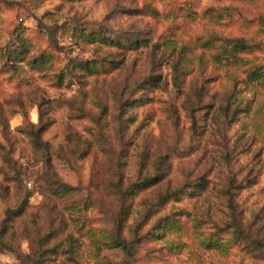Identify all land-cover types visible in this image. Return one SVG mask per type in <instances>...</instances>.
<instances>
[{
	"label": "rangeland",
	"instance_id": "374dc122",
	"mask_svg": "<svg viewBox=\"0 0 264 264\" xmlns=\"http://www.w3.org/2000/svg\"><path fill=\"white\" fill-rule=\"evenodd\" d=\"M258 63L264 0H0V264H264Z\"/></svg>",
	"mask_w": 264,
	"mask_h": 264
},
{
	"label": "trees",
	"instance_id": "16d2710c",
	"mask_svg": "<svg viewBox=\"0 0 264 264\" xmlns=\"http://www.w3.org/2000/svg\"><path fill=\"white\" fill-rule=\"evenodd\" d=\"M227 43L230 44V47L233 51L236 52L238 51V53H248L249 51L256 49V47H259V45L249 44V42L245 39H236L229 41ZM232 58L234 65L236 67H238V65H240V67H245L248 65L247 61L240 59L237 56H232ZM247 80H249V83L251 85H257L264 88V64L263 65H261L260 63L254 64L247 74ZM236 221H237L236 215H233L231 228H235L238 231L239 228L237 226ZM116 247L121 248L127 256L129 257L133 256L134 249L132 243H128L124 239H119L116 242Z\"/></svg>",
	"mask_w": 264,
	"mask_h": 264
}]
</instances>
